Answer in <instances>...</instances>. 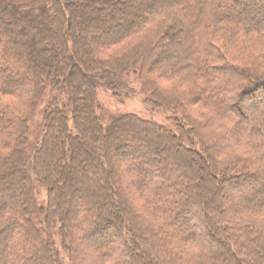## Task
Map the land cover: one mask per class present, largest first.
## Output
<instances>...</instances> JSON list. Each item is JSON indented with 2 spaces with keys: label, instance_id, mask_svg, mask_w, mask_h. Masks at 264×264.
<instances>
[{
  "label": "trees",
  "instance_id": "1",
  "mask_svg": "<svg viewBox=\"0 0 264 264\" xmlns=\"http://www.w3.org/2000/svg\"><path fill=\"white\" fill-rule=\"evenodd\" d=\"M131 74L151 110L183 113L104 122L99 87L117 96ZM128 128L176 144L172 159L146 138L147 165H115L139 145ZM258 178L264 0H0V264H63L61 249L72 264H264Z\"/></svg>",
  "mask_w": 264,
  "mask_h": 264
},
{
  "label": "rangeland",
  "instance_id": "2",
  "mask_svg": "<svg viewBox=\"0 0 264 264\" xmlns=\"http://www.w3.org/2000/svg\"><path fill=\"white\" fill-rule=\"evenodd\" d=\"M17 1H28V0H17ZM250 3H255V2H259V0H248ZM230 10V11H229ZM229 10H227V12H240L241 14H249V10H251L252 12H260L262 11L261 8H257L256 11L255 10H252L251 8H249V10H245L240 7H230ZM162 80H160L161 82ZM161 84H165V85H169V82H161ZM123 86V88H121ZM122 86H120V90L121 94L117 95V96H114L113 95V89L112 88H107V87H99L98 89V92H97V101H98V104H99V114H101L102 116V119L104 122H106L109 118V116H116V115H119L121 113H127V112H134L136 114H139L143 117H147L149 119H154V120H157L159 122H166L167 118L169 117H173L174 114L176 115H180L181 113H183L180 109H176V110H170V109H164V108H160L158 110H151L150 107H147L145 105V93L141 92L140 88H141V85H140V82L137 80L136 76L134 74H131L129 75L128 77V80H125L123 81L122 83ZM125 92H128L127 94H124ZM50 97V92L48 93V95L46 96V98ZM195 109V108H194ZM231 109V108H230ZM41 119H42V113H41V106L39 108V112L37 113L36 117H35V121L33 122V124L31 125V134H30V140L32 143H34L36 141V138H38L39 136V132H40V129H41ZM128 130V134L127 135H123V137L125 139L129 138V134L132 135V137L129 138V140L133 141V142H137L136 144L138 145L137 147V150L136 151H132L131 154H128V155H123L121 154L119 151H117V156L114 157V160H115V165H118L120 166L121 164V160L124 159L125 157H129L130 160H132V158L134 160H140L142 162H144L146 165L149 163L148 161V154H147V150L146 148L143 146L146 141L144 142V139H149L150 140V143L154 144V145H157V146H161V149L160 151L158 152V156L162 159V158H166V162L170 160V158L172 159V157H170V148H176V144H171V143H168L166 141H161L159 139H156L153 137V135L149 132L147 133H144V132H140L138 133V138H134V136H136L134 134V132L129 128L127 129ZM143 136V137H142ZM134 138V139H133ZM102 141L104 142V140L102 139ZM34 146V145H33ZM117 150V149H116ZM138 152H141V153H138ZM172 153V152H171ZM139 154V155H138ZM81 160H83V158H81ZM113 160V161H114ZM86 163L88 164V162L86 161ZM157 163V162H156ZM172 165V164H171ZM199 167V170H200V173L206 177V172H205V168L204 166L202 165V163L198 165ZM178 172L179 171V168H177ZM185 179L187 181H190V180H193V182L195 184L198 185V179L200 180V177L198 179H195V175L193 174V172L191 174H188V172H186L185 174ZM259 180H256V181H253L250 185H252L253 188L257 187V186H261V184L263 183L264 184V180H262L261 178H258ZM215 188H221L223 187V183H219V182H215ZM262 184V185H263ZM185 186V189H187L188 191H193V188L191 186H189L186 182H183V185H181L180 187V191L183 190V187ZM261 187H264L261 186ZM63 190V189H62ZM60 191V193H62L64 195V198L65 200H67V202L70 204L71 203V200L73 201L72 203H78L80 201V195L77 193V190H75L73 193L69 192L67 193V191ZM200 190H202L200 188ZM205 192V191H204ZM203 193V191H202ZM45 190L42 189L41 191V194H40V197L41 198H45ZM113 194V192L111 193ZM209 195V194H207ZM100 196V203H106L105 199L102 198L101 196V193L99 194ZM210 196V195H209ZM249 196L252 198V202L254 203L256 201V197L254 196V193L253 192H250ZM100 204V206L102 207L103 204ZM249 203V202H248ZM72 207V206H70ZM71 210V209H70ZM109 214L112 213V211L108 212ZM114 213V211H113ZM211 213V212H210ZM189 221V218H182V222L184 224L188 223ZM70 223L72 224V226L74 228H77L78 224L74 223L73 220L70 219ZM109 229H112L111 226L108 227ZM5 231H7V228L4 229V232L3 234L5 233ZM57 233V232H56ZM56 233L54 234V239H55V243H56V246H58L60 248V238L56 236ZM2 234V235H3ZM160 238H163V235L162 234H159ZM110 236L107 237V240H105L104 242H102L100 244V246L102 245H106V243H108V239H109ZM1 242V241H0ZM155 248V245L153 246H148V247H141V249L144 250L145 252V255L148 257V258H151L152 260H154L156 263H159L161 262L160 261V256L158 254L157 251H155L156 249ZM61 253H62V259H63V264H72V261H70V259L68 258V256L66 254H64V252L62 251L61 249ZM246 254V253H245ZM232 264V263H231Z\"/></svg>",
  "mask_w": 264,
  "mask_h": 264
}]
</instances>
